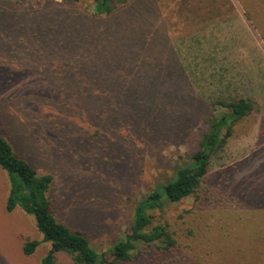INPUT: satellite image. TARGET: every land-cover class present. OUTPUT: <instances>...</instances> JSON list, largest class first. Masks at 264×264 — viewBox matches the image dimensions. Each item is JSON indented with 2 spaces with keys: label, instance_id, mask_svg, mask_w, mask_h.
I'll return each mask as SVG.
<instances>
[{
  "label": "rangeland",
  "instance_id": "rangeland-1",
  "mask_svg": "<svg viewBox=\"0 0 264 264\" xmlns=\"http://www.w3.org/2000/svg\"><path fill=\"white\" fill-rule=\"evenodd\" d=\"M225 5L226 23L217 18L204 29L211 21L197 10ZM92 11L91 0H0V133L38 174L52 175L56 219L107 252L129 229L138 200L197 147L205 115L228 112L217 101L242 97L253 110L232 123L196 192L151 212V225L171 232V251L139 242L129 260L110 264H264V0H131L104 17ZM174 60L206 98L207 114L196 120L199 102L179 72L169 75ZM67 88H79L80 108L127 104L132 124L142 117L172 131L137 139L106 114L90 126L61 101ZM117 92L127 101L116 103ZM8 190L0 167V264H40L49 245L22 252L41 234L21 208L5 210ZM56 264L73 262L58 252Z\"/></svg>",
  "mask_w": 264,
  "mask_h": 264
},
{
  "label": "trees",
  "instance_id": "trees-1",
  "mask_svg": "<svg viewBox=\"0 0 264 264\" xmlns=\"http://www.w3.org/2000/svg\"><path fill=\"white\" fill-rule=\"evenodd\" d=\"M128 1L131 0H91L93 17L107 16L115 9L124 6ZM174 63V67L169 68V75H171L170 72L173 70L172 76L174 74L177 75L179 72L181 78L179 84H181V87H185L191 91L194 94V99L199 102L196 114H193V118L196 120L200 118V115L207 114L204 108L206 106H202V102H205L206 98L193 89L186 67L179 61L174 60ZM114 82H116L115 78ZM79 88L69 90L67 88L64 94L61 92V101L65 104L69 103L76 111L78 110L79 118L85 123H89L90 126H98V121L102 120L106 114L110 120H113L115 125V122L126 124L127 135L130 136L132 134L137 139L140 135H142L140 137L142 140H145L144 136L147 139L151 137L157 139L164 134L169 135L172 131L168 125L143 123L144 118L141 117L143 115L139 112L136 115L141 118L135 124H132V121L128 117L131 113H129L130 108L127 107V104L111 108L115 112H109L106 108L99 109L94 105L80 108L78 106H80L81 95L76 93ZM91 92L97 93L94 90ZM98 93L104 94L102 91ZM123 99L127 101V92L115 93L116 103L121 102ZM218 102L222 106H225L228 112L222 113L220 116L213 115L211 117L210 113L207 116L205 115L206 118L204 120L207 123V129L198 134V145L192 150L186 162L175 169L171 178L153 190H149L145 196L138 200L133 208L129 229L123 237L117 239L107 249V252L101 253L90 246L87 237L79 229L70 228L58 221L54 216L49 199L52 175L49 173L38 174L29 162L14 153L10 143L0 133V167L6 171L9 181V190L5 199V210L11 212L16 207L21 208L25 214L32 216L35 228L41 234L40 241H25L22 245V252L25 255H30L39 243L45 242L48 243L49 248L41 257L40 264H56V254L58 252L69 254L73 264H110L113 260H129L131 252L139 242L160 249L162 253L171 251V248L175 244L171 232L165 224L151 225V212L161 210L165 203H174L195 193L209 171L211 154L221 147L226 138L230 137L232 123L242 119L253 110L251 101L242 97L227 102ZM93 103H100L102 105L101 100L95 97ZM119 112H125L126 116L121 117ZM85 113L88 116L82 117ZM147 124L149 128L145 130L144 127ZM223 126L226 128L225 131L222 128ZM100 132L98 131V133ZM106 254L110 256V260L106 259Z\"/></svg>",
  "mask_w": 264,
  "mask_h": 264
},
{
  "label": "crops",
  "instance_id": "crops-1",
  "mask_svg": "<svg viewBox=\"0 0 264 264\" xmlns=\"http://www.w3.org/2000/svg\"><path fill=\"white\" fill-rule=\"evenodd\" d=\"M234 6V5H233ZM234 8V7H233ZM228 7L227 5L224 6H214V7H203V8H200L197 10V13H201V14H204V16H207L205 17V21H211L210 23H204L202 25V27H204V29H213L214 28V25L216 24H211L215 19H219V20H222L223 23H226L225 20H228V17L225 16L227 13H228ZM190 11V10H189ZM235 13L238 14L240 13V11L238 10H235ZM215 15H219L218 17L214 16ZM243 18V16L241 15L240 18H235L236 20H241ZM185 39L188 38L187 36L184 37Z\"/></svg>",
  "mask_w": 264,
  "mask_h": 264
}]
</instances>
